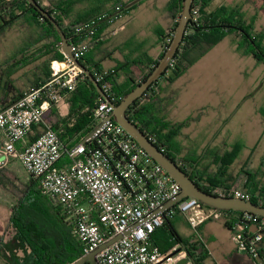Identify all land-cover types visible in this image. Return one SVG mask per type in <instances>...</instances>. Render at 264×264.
<instances>
[{
  "label": "built area",
  "instance_id": "1",
  "mask_svg": "<svg viewBox=\"0 0 264 264\" xmlns=\"http://www.w3.org/2000/svg\"><path fill=\"white\" fill-rule=\"evenodd\" d=\"M128 12V7L116 5L111 12L76 24L72 33L75 42L69 43L73 58L63 53V60L51 62L47 82L24 92L0 111V169L18 160L29 177L40 181L43 194L61 206L66 220L74 226L84 256L121 236L96 255L98 264H178L184 260L193 264L184 246L164 254L153 243L154 233L167 220L182 215L199 234L198 228L206 221L223 220V211L190 198L167 208L180 196V185L116 123L113 105L101 97L93 111L96 132L79 143L64 144L50 126L34 141L26 142L34 127L43 123L45 113L62 103L86 77L74 60L80 62L104 40L105 30ZM91 74L99 83L114 70L94 69ZM102 88L106 93L107 85ZM20 143L22 150L18 151ZM64 157L67 162L60 165ZM231 194L237 199H250L242 190L235 189ZM244 219L257 229L243 231L235 223L232 232L237 249L256 264H264L259 259L264 221L249 213Z\"/></svg>",
  "mask_w": 264,
  "mask_h": 264
},
{
  "label": "trees",
  "instance_id": "2",
  "mask_svg": "<svg viewBox=\"0 0 264 264\" xmlns=\"http://www.w3.org/2000/svg\"><path fill=\"white\" fill-rule=\"evenodd\" d=\"M9 1L0 0V7ZM35 1L61 27L68 43L75 42L72 34L73 27L85 21L71 20L66 23V19L70 15V10L76 0H50L48 5H44L42 0ZM211 2L212 0H194L191 8L193 17L187 26L172 65L168 66L167 72L127 109L126 115L156 146L163 149L164 153L176 162L202 191L211 195L223 194L227 197H233L231 192L238 186L240 176H249L250 182L246 184L243 191L250 196V201L264 208V185L257 179L259 172L241 170L236 174V177L233 176V164L241 146H237L231 152L223 155L212 153L208 149L202 157L196 156L193 160L178 159L171 152V143L174 138L180 135L182 129L188 127L194 119L190 118L175 123L166 115L157 116L154 113L156 108L161 107L165 100L161 96L164 89L161 88L160 82L174 83L227 35L234 34L244 53L253 56L264 64V30L258 31L252 22L247 23L240 6L233 8L218 7L210 10ZM110 3H117L116 5L124 7L128 4L122 3L121 0H100V7L95 12L106 11V5ZM168 6L174 20L173 26L167 34L158 33L163 51L152 66L148 68V71L137 80L129 75L125 80L120 81L118 76V71L122 69L120 67L115 70L114 74L99 82L101 88L105 84L107 85L106 94L115 105H119L126 95L147 79L162 58L169 41L172 40L182 9V0H170ZM134 7L135 5L128 9ZM23 17L39 26L42 35L38 41H40L41 46L34 57L29 56L25 50L22 53H17L4 64L23 68L30 62L43 60L37 67L40 70H45L51 62L63 60L64 54L60 51L62 43L59 33L47 18L27 0H13L11 7L0 12V32ZM85 61L84 56L80 63L90 72L94 69L101 70L98 65L92 67ZM49 78L50 74H47V79ZM46 80L38 82L34 88L45 83ZM168 98L170 99L168 106H170L175 101L176 94ZM100 99L101 96L87 77L78 83L73 92L66 95L64 101L68 102L69 111L63 118L55 120L51 126L60 141L64 144L73 141L72 145H74L86 138L97 127L93 111ZM36 128L37 126L34 127L33 133ZM32 134L26 137L28 144L33 141L34 135ZM17 148L18 151H21L22 144H18ZM66 162L67 158L64 157L60 165ZM25 187L24 195L19 204L11 209L9 229L13 238L0 246V252H4L3 254L0 253L4 261L7 264H72L83 257V248L77 239L74 226L66 220L61 206L43 194L38 179L30 177ZM223 213L225 215L224 226L229 230H232L235 223H238L243 231H248L249 227L252 226L250 222L244 219L246 213L235 211H223ZM173 219L167 220L159 229L161 233L156 230L152 238L154 245L164 254H169L179 246H184L189 257L194 261L193 264H203L207 257V251L201 236L195 234L189 238L180 236L173 227ZM258 221L261 222L264 219L258 217ZM260 233L262 234V242L259 259L264 261V229L260 230ZM20 247L28 250L23 256L18 253Z\"/></svg>",
  "mask_w": 264,
  "mask_h": 264
},
{
  "label": "rangeland",
  "instance_id": "3",
  "mask_svg": "<svg viewBox=\"0 0 264 264\" xmlns=\"http://www.w3.org/2000/svg\"><path fill=\"white\" fill-rule=\"evenodd\" d=\"M166 1H140L130 9V16H133L134 20L122 30L121 34L117 35L118 39L114 38L115 35H109L104 37L100 43L107 42L108 44L113 42L112 39H116L115 44L121 46L124 52L134 51L143 43V49L152 52L155 40L154 30L164 25ZM225 5L240 6L247 23L252 22L256 30L264 29V0H226ZM72 6L75 7L76 3ZM41 35L39 26L27 18L23 17L14 22L0 32V62H5L17 53H22L26 48L33 46ZM237 42L235 35L230 34L224 42L213 47L172 87L174 90H179L177 101L168 106L170 99L164 95L163 104L154 112L157 116L166 115L173 122L194 119L190 127L184 131L188 140L183 147V152L187 156L198 152L206 141L214 137V133L221 130L226 118L229 119L232 115H236L235 120L244 121L245 128H242L235 138L244 135L243 140L248 143L250 134L247 132L250 133L252 124L257 119L255 109L258 108L264 117V64L253 56L245 54ZM242 100L247 102L237 110L238 106L235 104ZM164 103L167 104L166 107ZM63 104V107H67L69 111L68 102L65 101ZM64 116H60L56 111L52 121ZM263 153L264 138L255 156L259 159ZM261 165L258 163L256 167H260L259 179L263 181L264 161ZM29 178L18 161H13L0 169V237L5 238L2 242L4 244L13 238L8 228L11 209L17 206L22 199ZM7 229L9 235L6 236ZM178 231L183 236L192 233L185 226H178ZM219 233L220 230L214 233L217 242L221 241ZM193 234L195 233L191 235ZM207 243L210 245V242ZM27 252V249L20 247L18 253L23 256Z\"/></svg>",
  "mask_w": 264,
  "mask_h": 264
},
{
  "label": "crops",
  "instance_id": "4",
  "mask_svg": "<svg viewBox=\"0 0 264 264\" xmlns=\"http://www.w3.org/2000/svg\"><path fill=\"white\" fill-rule=\"evenodd\" d=\"M49 1L50 0H42L44 5H48ZM121 1L124 3H128L126 7H128L133 2L131 0ZM169 2L170 0L166 1L167 10L166 14H164L163 16L164 25L162 27L158 26L154 30L153 37H155V40L153 42L152 52L144 50L143 43L139 45L137 49H134V51L124 52L121 46H117V44H115L116 39H112L113 42L111 41L108 44L107 42H102L94 46L85 55V62H87L89 66L93 67V65H98L102 70H114V72L118 68L122 67V69L118 71L120 81L125 80L129 75H131L135 80L141 78V76L148 71V68L152 66L153 62H155L159 58L160 54L163 51L158 33L164 32L165 34H167L172 29L174 20L169 11ZM99 4L100 0H76V6H72L70 10V15H68V18L66 19V23H69L71 20L88 21L102 13L111 12L117 3H110L106 5V11L102 13H96L95 10L100 7ZM225 4L226 0H212L211 4L209 5V9L214 10L218 7H236H229ZM133 20L134 17H131L130 12H128L120 20H118V22L114 26H111L110 28L105 30V37L109 35H115L114 38L118 39L117 35L121 34L122 30L128 27L133 22ZM263 30L264 29L258 31ZM226 37L220 43L224 42ZM39 39L40 38L38 37V40ZM38 40L33 46L26 48L27 54L31 57H34L36 55V52L41 46V43ZM220 43H218L217 45H219ZM60 51L63 53V47L60 48ZM42 61L43 60L30 62L27 66L23 68L20 66L4 64V62H0V111L8 107L9 105L15 103L24 92L33 89L38 82L47 79V74L49 75L51 73L50 66L46 67L45 70H40L37 67ZM49 79H47L45 82H47ZM179 79H177L172 84L160 82L161 88L164 89L161 93V96L163 97L164 95H166L167 97H173L176 94V98L174 101L176 102L179 97V90H174L172 87ZM64 102L65 101L56 106H53V108H51L45 113L43 123L37 126L35 132H32L33 134L31 133L32 135H34L33 141L42 132H44L48 126L51 127L53 125L55 119L52 121V118L53 115H55L56 111H58L60 116L67 115L68 108L63 107ZM246 102L247 101L242 100L240 103H236L235 106H238L237 110H239L241 106H244ZM262 115L263 113L260 112L258 108L255 109V116L257 117V119L256 122L252 124V129L250 130V133L247 132V134H250V136H248V143L243 140L244 135H240L235 138V135L239 133L242 128L245 127L244 121L242 119L235 120L236 115H232L229 119H225L226 121L221 127V130L214 133V137L206 141L198 152L187 156L183 152V147L188 140V137L186 134H184V131L190 127V123L188 127L182 129L179 136L174 138L173 142L171 143V152L178 159L184 158L187 160H193L196 156L202 157L208 149L212 153H218L220 155H223L224 153L231 152L235 147L241 146V149L238 152V155L233 164V172L235 174H233V176L236 177V174L239 173V171L241 170H250L253 172H258L260 167H262V162L264 161V153L260 155L259 159L255 156L257 148L260 147L262 139L264 138V117H262ZM72 144L73 141L67 143L66 145ZM1 145L2 140L0 139V146ZM13 161L18 160H12L10 163H12ZM258 163L261 166L257 168L256 166L258 165ZM249 165H251V167H249ZM257 179L264 185V180L261 181L259 179V176H257ZM249 180V176H240V181L235 189L242 190L243 188V190H245L246 184L250 182ZM172 224L175 230L179 233V235L184 238H189L190 236H192V233H195L190 228L186 218L182 215H176L172 221ZM178 226H185L189 228L192 233L190 235L183 236L178 231ZM159 229H157V232L161 233V230ZM216 230H220V242H217L216 238H214V233ZM249 231L255 232L256 227L253 225L250 226ZM198 233L199 234H195L197 236L201 235L200 238H202V241L205 245V249L207 251V257L205 258L203 264H256V260L251 258L248 254L238 251L236 243L232 239L233 232L232 230H229L224 226V219L206 221L198 228ZM5 234L6 236L9 235L8 229ZM4 239L5 238L3 236L0 237V246L4 244L2 243L4 242ZM207 242H210V245ZM217 248L218 251L216 252ZM0 264H7L1 255Z\"/></svg>",
  "mask_w": 264,
  "mask_h": 264
},
{
  "label": "water",
  "instance_id": "5",
  "mask_svg": "<svg viewBox=\"0 0 264 264\" xmlns=\"http://www.w3.org/2000/svg\"><path fill=\"white\" fill-rule=\"evenodd\" d=\"M12 1L10 0L6 4L0 7V12L12 6ZM32 4L47 20L54 26V28L59 33L61 38V43L63 47V53L69 58H73L70 52V44L66 36L64 35L61 27L57 22L41 8L35 0H27ZM141 0H134L129 6L140 2ZM194 0H182V9L177 20V25L173 34V38L170 44L164 51L162 58L159 60L158 64L152 70L147 79L134 88L128 95L123 98L119 105H114L107 94L102 90L99 83L93 78L90 70L86 68L82 63L74 60L75 64L80 67L85 76L94 85L99 95L109 104L113 105V115L112 118L118 123L130 137H132L159 165H161L167 173L180 185L181 194L174 201L167 205V208L172 206L174 203L179 202L183 199L190 198L195 199L202 205L218 210V211H235L243 212L256 215L264 219V208L260 205L254 204L250 200L237 199L234 197H227L222 195H211L202 191L177 164L174 162L167 154H165L158 146H156L132 121H130L126 115L127 109L140 97H142L145 92L150 88V86L156 83L166 72L170 62L174 59L177 54L178 48L181 45L187 26L192 19V4ZM111 118L109 119V121ZM96 130H93L89 136H93ZM243 191V188H242ZM121 236H117L106 244H104L97 251L85 255L73 262L72 264H98L96 255L111 245L113 242L117 241ZM173 255V254H172ZM194 263V261H193ZM186 264V260L178 263ZM200 264V263H196Z\"/></svg>",
  "mask_w": 264,
  "mask_h": 264
}]
</instances>
